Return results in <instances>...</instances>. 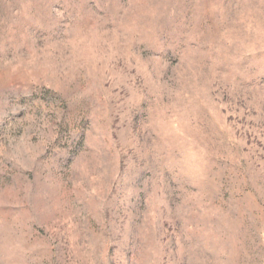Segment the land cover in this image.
<instances>
[{
    "label": "rangeland",
    "instance_id": "1",
    "mask_svg": "<svg viewBox=\"0 0 264 264\" xmlns=\"http://www.w3.org/2000/svg\"><path fill=\"white\" fill-rule=\"evenodd\" d=\"M0 264H264V0H0Z\"/></svg>",
    "mask_w": 264,
    "mask_h": 264
}]
</instances>
